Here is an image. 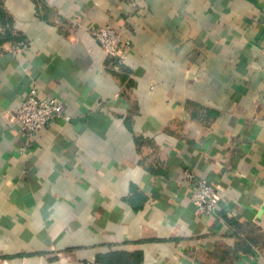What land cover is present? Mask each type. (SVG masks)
I'll list each match as a JSON object with an SVG mask.
<instances>
[{
    "label": "crops",
    "instance_id": "0c3cea01",
    "mask_svg": "<svg viewBox=\"0 0 264 264\" xmlns=\"http://www.w3.org/2000/svg\"><path fill=\"white\" fill-rule=\"evenodd\" d=\"M33 86L69 119L23 152ZM0 264H264V0H0Z\"/></svg>",
    "mask_w": 264,
    "mask_h": 264
},
{
    "label": "built area",
    "instance_id": "2783aa9c",
    "mask_svg": "<svg viewBox=\"0 0 264 264\" xmlns=\"http://www.w3.org/2000/svg\"><path fill=\"white\" fill-rule=\"evenodd\" d=\"M92 35L107 56L115 60L116 68L124 64L129 42L123 41L118 28L111 25L98 27L92 31ZM61 119H69L64 103L55 97H42L37 86H33L25 94L13 116V121L19 124L20 133L26 140L23 152L34 144L38 134ZM183 177L191 186L192 203L197 208L199 216L217 215L221 201L219 192L192 168L185 169Z\"/></svg>",
    "mask_w": 264,
    "mask_h": 264
}]
</instances>
